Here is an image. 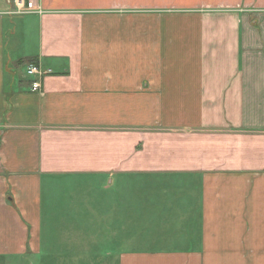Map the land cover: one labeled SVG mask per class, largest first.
Here are the masks:
<instances>
[{"label":"crops","instance_id":"crops-1","mask_svg":"<svg viewBox=\"0 0 264 264\" xmlns=\"http://www.w3.org/2000/svg\"><path fill=\"white\" fill-rule=\"evenodd\" d=\"M24 1L0 0V259L264 264V0ZM68 179L102 184L92 237L43 235Z\"/></svg>","mask_w":264,"mask_h":264},{"label":"rangeland","instance_id":"rangeland-1","mask_svg":"<svg viewBox=\"0 0 264 264\" xmlns=\"http://www.w3.org/2000/svg\"><path fill=\"white\" fill-rule=\"evenodd\" d=\"M95 181L91 179L59 180L54 186L44 188V236L84 234L92 237L95 235V200L98 197H104L99 194L102 184L97 185ZM53 212V220H51ZM47 217L50 220L46 221ZM52 224L58 225L52 226ZM86 244L93 247L92 243ZM69 245L76 246L78 244ZM90 251L91 254L62 252L48 254L42 252L35 257L24 259H0V264H118V260L115 258H98L94 249Z\"/></svg>","mask_w":264,"mask_h":264},{"label":"built area","instance_id":"built-area-1","mask_svg":"<svg viewBox=\"0 0 264 264\" xmlns=\"http://www.w3.org/2000/svg\"><path fill=\"white\" fill-rule=\"evenodd\" d=\"M16 4L18 7L17 13H23L25 9V1L24 0H16ZM28 75L30 76H38L42 77L43 76V71L39 68V66H31L28 70ZM41 90V82L36 81L33 83V91H40Z\"/></svg>","mask_w":264,"mask_h":264}]
</instances>
